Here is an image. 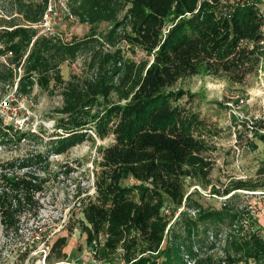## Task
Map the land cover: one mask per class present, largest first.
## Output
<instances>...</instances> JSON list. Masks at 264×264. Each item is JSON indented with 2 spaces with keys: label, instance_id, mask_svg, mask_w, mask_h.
Segmentation results:
<instances>
[{
  "label": "rangeland",
  "instance_id": "obj_1",
  "mask_svg": "<svg viewBox=\"0 0 264 264\" xmlns=\"http://www.w3.org/2000/svg\"><path fill=\"white\" fill-rule=\"evenodd\" d=\"M202 1L199 0L191 12L165 19L163 40L180 18L198 13ZM207 1L224 12L232 6L231 0H222L219 6L214 0ZM255 1L256 6H252L264 17V0ZM70 3L74 4L75 0H48L43 20L27 23L12 0H0V33L16 25L32 27L35 33L32 41L38 36L64 41L97 39L93 49L81 50L74 58L68 57L59 63L56 58L58 65L46 74L52 75L50 80L47 78L45 82L40 75L35 76L27 95L17 91L24 74L25 57L20 64H12L11 59L15 57L12 52L0 53V74L9 73L12 68L15 77L13 84L0 79V103L8 102L5 109L0 107V127L8 126L12 131L8 132V138L0 133V176L3 178L0 179V264H56L66 258L59 257L58 250L51 261L46 257L51 245L61 236L68 237L63 252L70 258L80 264L88 259L84 250L92 243H87L83 229L89 224L84 208L97 201V183L104 185L112 180L113 169L104 164L103 155L116 141L113 131L116 121L110 124V133L105 136L97 134L89 124L107 108L125 106L131 101L158 50L157 47L150 52L147 44L136 36L128 17L132 0L98 1L103 7V16L111 12L113 18L101 17L95 23L82 22L73 14ZM262 32L264 35V25ZM259 41L242 40L240 45H248L249 49L256 45L258 63L248 61L229 71L201 60L196 73L180 77L167 88L192 94L191 97L184 95L175 104L199 116L194 135L206 147L200 154L203 162L196 160L195 164L184 166L182 202L179 204L165 196L161 214L168 224L162 246L181 212L192 217L198 214L187 205L223 210L216 220L199 222L193 230L192 255L184 249L187 264H264V258H246L237 250L242 239L249 240L255 233L264 240V133L258 131L250 137L245 123L253 113L264 115V45L258 44ZM31 46L32 43L27 53ZM4 48L1 40L0 49ZM96 51L103 56L100 61H96ZM112 54L111 60L106 61ZM57 72L61 77L59 81L55 80ZM75 77L105 79L110 88L106 96L97 97L92 107L83 110L81 120L85 123L78 130L83 139L64 152L56 153L51 150L50 142L72 126L59 110L64 104L63 90ZM241 98L245 99L243 104ZM259 126L264 127V122ZM15 132L24 136L18 138ZM121 184L154 187L152 179L143 182L133 175L123 177ZM182 226L176 225L174 231L185 235ZM110 237L108 224L95 233L96 253L87 264H129V259L134 257L158 253L152 252L153 244L137 228L133 227L131 234H124L115 250L107 248ZM128 240L132 245L129 252L124 246ZM149 248L151 250L143 252Z\"/></svg>",
  "mask_w": 264,
  "mask_h": 264
},
{
  "label": "trees",
  "instance_id": "obj_2",
  "mask_svg": "<svg viewBox=\"0 0 264 264\" xmlns=\"http://www.w3.org/2000/svg\"><path fill=\"white\" fill-rule=\"evenodd\" d=\"M98 1L100 0H75L74 4L70 3L71 10L82 22L90 20L95 23L101 17L111 20V12L105 14L107 17L103 16V7ZM198 1L132 0L128 17L135 27L136 36L147 44L149 51L158 47L154 63L138 83L139 88L128 104L107 108L104 113L96 115L93 123L89 124V128L94 127L97 134L105 136L110 133V124L116 121L113 128L116 141L105 149L103 155L104 164L113 169L112 180L104 185L97 183V201L84 208V216L89 224H85L83 229L90 245L95 233L108 224L111 239L107 242V248L110 250H115L119 239L126 233L131 234L133 227L139 229L153 244L152 252L158 253L154 255L150 252L134 257L129 259V264H187L184 249L192 255L193 230L199 222L216 220L223 212L203 209L199 204L187 205L189 209H196L198 214L192 217L181 212L174 222L176 224L171 225L173 228L166 244L162 246L168 224L161 214L165 196L177 200L179 204L182 202L184 193L181 177L186 173L184 166L187 163L193 165L196 160L198 163L203 162L200 154L206 147L194 135V129L200 122L199 116L196 113H188L181 105L175 104L184 95L191 97L192 94L185 90L172 91L167 88L180 77L196 73L198 62L201 60L209 62L210 66L216 65L229 71L246 65L248 61L258 63L259 48L255 45L249 49L248 45H240L242 40L256 43L264 36V17L254 6L232 4L231 8L224 12L204 0L198 13L180 18L163 40L162 27L165 19L172 15L178 18L193 11ZM221 1L214 0L216 6H219ZM12 3L18 8V13L25 22L39 23L44 18L48 0H42L41 3L33 0H12ZM33 30L32 27L15 25L13 29L4 28L0 33V41L5 44L0 53L12 52L15 56L11 59L12 64H20L25 57L22 65L24 74L20 77L17 87L21 95L31 92L35 76L40 75L45 82L47 78L50 80L52 75L46 74L58 65L55 63L56 58L58 63L68 57L74 58L81 50L93 49L94 41L97 42L94 37L64 41L49 36H38L32 41L35 34ZM16 39L19 41H15ZM96 53V61L103 59L101 53ZM113 55H108L105 60H111ZM9 70L6 74L2 72L0 79L7 84H13L14 73L12 68ZM60 79L57 72L55 80ZM109 88L107 80L99 78L75 77L67 83L62 93L64 104L59 111L66 115L68 123L72 126L65 129L63 134H57L58 138L50 142L53 152L62 153L83 139L78 131L85 123L81 120L83 110L92 107L97 97L106 96ZM8 132H12L10 127H0V133L7 138L10 137ZM15 135L18 138L24 136L19 132H15ZM262 137L264 138V135ZM126 175H133L143 182L152 179L154 187L144 184L122 185L121 180ZM0 179L3 178L0 176ZM180 224L183 225L185 235L182 231H174L176 225ZM130 240L124 244L127 252L132 247L128 243ZM67 241V236L57 238L51 245L46 259L51 261L53 253L57 250L59 257L69 258L67 253L63 252ZM132 242L136 246L135 240ZM149 250L151 249L143 252ZM237 250L246 258H264V240L260 234L255 233L250 235L249 240L242 239Z\"/></svg>",
  "mask_w": 264,
  "mask_h": 264
},
{
  "label": "built area",
  "instance_id": "obj_3",
  "mask_svg": "<svg viewBox=\"0 0 264 264\" xmlns=\"http://www.w3.org/2000/svg\"><path fill=\"white\" fill-rule=\"evenodd\" d=\"M224 1V0H223ZM226 1H230V0H226ZM231 3L234 5V6H238V5H254L256 6V1L255 0H231ZM257 8V7H256ZM258 44H261L262 46L264 45V36L263 38L258 42ZM264 48V46H263ZM264 87V85H263ZM263 101H264V98H263ZM245 102V99L244 98H241L240 99V103L243 104ZM0 107H3V109H5L6 107H8V102L7 101H3L2 103H0ZM249 119L245 122L246 123V127L248 129V133H249V136L252 137L254 135L255 132H260V133H264V127H260L259 126V123H262L264 122V115L262 114H252L250 117H248ZM97 246V243L96 241H93L92 244L84 250V254L85 256L88 257L89 260L93 261L92 260V257L93 255L96 253V248ZM85 258V263L84 264H87V260ZM56 264H80L77 260L75 259H72V258H65L59 262H57Z\"/></svg>",
  "mask_w": 264,
  "mask_h": 264
}]
</instances>
